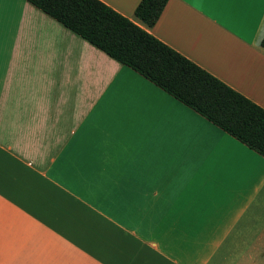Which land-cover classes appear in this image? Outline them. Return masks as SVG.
I'll return each mask as SVG.
<instances>
[{"label": "crops", "instance_id": "1", "mask_svg": "<svg viewBox=\"0 0 264 264\" xmlns=\"http://www.w3.org/2000/svg\"><path fill=\"white\" fill-rule=\"evenodd\" d=\"M100 1L264 109V0ZM0 264H264V157L0 0Z\"/></svg>", "mask_w": 264, "mask_h": 264}, {"label": "trees", "instance_id": "2", "mask_svg": "<svg viewBox=\"0 0 264 264\" xmlns=\"http://www.w3.org/2000/svg\"><path fill=\"white\" fill-rule=\"evenodd\" d=\"M26 1L264 157V109L140 26L100 0ZM167 1L140 0L134 15L151 27Z\"/></svg>", "mask_w": 264, "mask_h": 264}]
</instances>
